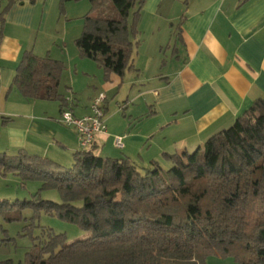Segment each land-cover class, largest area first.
I'll list each match as a JSON object with an SVG mask.
<instances>
[{
    "label": "trees",
    "instance_id": "16d2710c",
    "mask_svg": "<svg viewBox=\"0 0 264 264\" xmlns=\"http://www.w3.org/2000/svg\"><path fill=\"white\" fill-rule=\"evenodd\" d=\"M15 1L0 14V25ZM69 1L79 0H61L62 12ZM89 1L92 11L76 41L81 58L95 61L106 76L135 71L131 33H137L146 0ZM109 4L113 15H93ZM136 5L131 30L128 18ZM64 69L50 56L25 52L11 90L30 101L58 102L62 111L69 105L60 92ZM73 157L72 167H65L25 150L0 153V175L40 181V191L57 190L61 196L51 204L41 201L39 192L38 200L24 205L95 231L72 243L49 233L22 264H198L210 254L264 264V96L196 151L167 155L168 170L153 162L141 173L130 159L97 156L92 148Z\"/></svg>",
    "mask_w": 264,
    "mask_h": 264
},
{
    "label": "crops",
    "instance_id": "0c3cea01",
    "mask_svg": "<svg viewBox=\"0 0 264 264\" xmlns=\"http://www.w3.org/2000/svg\"><path fill=\"white\" fill-rule=\"evenodd\" d=\"M59 1L16 0L4 12L0 112L6 111L8 102L20 111L1 112L14 118L3 141L5 150H25L61 164L64 154L79 151L77 134L62 125L49 102L30 101L11 90L25 52L61 61L65 66L62 80L67 75L90 80V60L81 58L76 45L80 27L64 23L61 44L54 47L48 42L46 31L57 15ZM10 2L0 0V14ZM152 6L158 19L168 25L163 32L162 27L156 31L158 36L163 34L158 47H139L135 71L123 77L101 73L94 76V85L90 81L96 93L106 95L105 121L110 106L107 95L123 92L126 99L123 119L110 123L107 133L97 137L92 147L97 156L109 157L103 153L110 142L118 149L114 139L119 135L125 138L124 148L118 150L128 159L143 142L153 146L149 153L156 159L192 153L212 135L231 127L264 96V0H152L147 7ZM72 8L67 5L68 14ZM173 33L177 40L172 48ZM166 37L170 44L163 47ZM64 96L76 115L75 93ZM93 99L87 106L89 113ZM143 122L147 125L142 129Z\"/></svg>",
    "mask_w": 264,
    "mask_h": 264
},
{
    "label": "rangeland",
    "instance_id": "374dc122",
    "mask_svg": "<svg viewBox=\"0 0 264 264\" xmlns=\"http://www.w3.org/2000/svg\"><path fill=\"white\" fill-rule=\"evenodd\" d=\"M149 1L152 3V0H146L144 7L140 12V16L137 19L135 26L137 33H131V40L134 43L133 62L137 57L139 47H158L157 44L162 40L161 38H163V34L158 36L156 31L160 32L159 28L162 27L163 32V27H168L167 23L165 24L163 20L158 19V15L154 12L156 10H154V6L151 8L147 7ZM69 4L73 7L70 14L67 13V5ZM92 7L93 5L89 0L69 1L64 3V11L62 12L60 0L57 15L50 22L49 29L46 31L48 42H50V44L54 47L57 44H61L63 38L62 28L64 27V23H68L69 28L80 27V34L82 35L84 19L92 11ZM137 10L138 5L131 10L128 18V24L131 30L135 19V12ZM108 14H114L111 4L93 12V15L96 16H107ZM173 36V40H171L172 48L177 40V35L175 36L173 33ZM168 42L169 39L166 37V43L163 47H168ZM89 63H91L92 66L90 80L88 78H83L82 76H77L74 80L72 76L70 77L67 75L61 82V92L64 95L70 96L72 93H75L74 100L76 107L74 110L76 116L79 117L84 116V114H81L83 112L89 113L87 106L89 105L91 99H95L100 95V92L96 93V90L92 87L94 85V76H99L101 73H103V76L105 75L104 69L101 68L95 61L90 60ZM66 86L69 88L71 87L73 91L67 89ZM17 93L20 97L21 94L19 92ZM107 96L110 105L109 110L106 112V121H108L106 122V127L108 128L110 123L113 124L114 122H120L127 110L124 109V101L126 99H124L123 92H120L119 94L115 92ZM48 105L52 106L55 111H57L60 121L61 113L59 114V103L49 102ZM4 108L6 111H1L3 113L10 111L13 113L20 112L18 106L11 104L10 102H8V105H5ZM1 112L0 153L6 152L8 155H14L17 152L12 150L7 151L3 147V141L8 136L10 124L12 123L11 119L14 118L8 115H1ZM110 115H114L112 119H109ZM143 123L144 124L141 125V127L143 126L142 129L147 125L146 122ZM143 143L132 149L131 153L134 154V156L130 157V160L139 168L141 173H145L146 169L151 168L153 162L157 163V165L163 170H168L172 166L171 161L165 157H161V159L153 158L149 153L150 150H153V146L149 148ZM105 148V152L103 153L104 156H109L110 158H121L123 155H126L125 152L122 153L120 150L116 149L111 142L106 145ZM61 164L65 167H72L74 164L73 155L64 154L62 156ZM41 187L42 182L40 181H23L20 176L12 173L6 176L0 175V261L13 260L16 264L24 263L26 261V254L34 247L35 244L48 240L49 233L55 235L63 234L67 243L85 240L94 235L95 231H85L78 224L72 223L69 220H64L54 213H48L45 209L37 210V208L32 206L24 205L26 202L28 203L38 200L36 195L39 192L41 201H49L51 204L61 202V196L57 190L40 191ZM162 264H176V262L164 260ZM195 264H197V262ZM198 264L238 263L233 256L210 254L205 258L202 257Z\"/></svg>",
    "mask_w": 264,
    "mask_h": 264
},
{
    "label": "built area",
    "instance_id": "2783aa9c",
    "mask_svg": "<svg viewBox=\"0 0 264 264\" xmlns=\"http://www.w3.org/2000/svg\"><path fill=\"white\" fill-rule=\"evenodd\" d=\"M106 100V95L100 94L93 100L91 112L82 117L76 116L69 105L61 111L60 122L77 134L79 151L91 149L96 144L97 137L107 133L105 121ZM124 138L121 136L115 137L114 143L118 149L124 148Z\"/></svg>",
    "mask_w": 264,
    "mask_h": 264
}]
</instances>
